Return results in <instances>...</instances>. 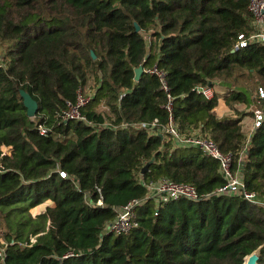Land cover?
<instances>
[{
  "label": "trees",
  "instance_id": "obj_1",
  "mask_svg": "<svg viewBox=\"0 0 264 264\" xmlns=\"http://www.w3.org/2000/svg\"><path fill=\"white\" fill-rule=\"evenodd\" d=\"M249 1L0 0V264H244L256 251L264 264V206L233 192L158 208L147 200L138 227L102 235L118 206L146 194L143 180L169 177L201 193L225 183L219 161L199 147L121 126L169 115L158 76L144 71L135 80L141 64L166 72L180 130L200 129L232 152L234 170L264 200V120L245 150L248 113L219 117L218 95L195 88L220 82L234 108L264 87V43L234 49L240 34L255 31ZM91 76L95 93L80 110L93 125L56 123ZM21 89L38 100L36 117ZM43 122L52 132L39 131ZM48 200L55 205L33 217L30 209Z\"/></svg>",
  "mask_w": 264,
  "mask_h": 264
},
{
  "label": "built area",
  "instance_id": "obj_2",
  "mask_svg": "<svg viewBox=\"0 0 264 264\" xmlns=\"http://www.w3.org/2000/svg\"><path fill=\"white\" fill-rule=\"evenodd\" d=\"M250 11L253 15V25L255 27L254 33L246 38L244 34H240L238 41L234 45V49L243 48L247 45L249 41H260L264 43V0H250L249 6ZM3 65V63H0ZM146 72L151 74H156L160 81V88L164 90L167 96V103L165 108H167L169 115L165 122H160L158 119L154 121H136L134 123L123 121L121 123L122 127H133L140 129H148L150 133H162L168 135L176 143V145L182 146H194L199 147L215 160L219 161L220 170L225 178V183L212 192L201 193L197 187L193 184L184 181H173L169 177H161L157 181L146 182L143 180L144 186L147 188L145 195L134 198L128 201L126 204L120 205L116 208V217L110 220L103 227L102 235L105 234H121L128 233L135 227H138L139 221L137 217L138 207L145 204L147 200L153 199L156 203V208L159 205L168 202L170 200H178L180 198L189 199L192 201H198L203 198H213L214 196L225 194V193H238L242 195L245 199L252 202L253 204H259L264 206V200L259 198L258 193L250 191L245 186L243 177L240 174V170L235 171L233 162L234 154L232 152H225L218 146L210 136L202 133L200 129L187 134L180 130L177 121L173 114V100L174 97L171 93V88L167 81V74L164 70L159 69L156 65L152 68L145 69ZM197 91L203 93L207 98H212L214 96V91L212 87H195ZM78 96L76 102H67L66 108L58 113L56 118V123L83 120L93 125L92 122L88 121L86 116L82 114L81 107L86 105L90 99L91 95H85L82 90H78ZM264 98V87L259 86L257 91L253 95L254 101L252 102V111L254 113L252 119V128L246 135L244 142L245 150L248 149V143L256 131V128L260 127L261 122L264 120V104L262 99ZM103 125L113 126L109 121H105ZM54 124L48 125L47 122L38 123V129L42 134H48L52 132ZM3 154L10 153L8 146H2ZM1 166V164H0ZM62 176L67 177V173L64 170H59ZM100 192L101 189L97 188ZM86 199L91 203L90 192L85 193ZM103 204L102 195L98 198L96 205ZM158 214V213H157ZM35 241V238H32ZM5 243L4 239L1 240ZM4 247H0V256L4 258L5 256ZM73 255V253H70Z\"/></svg>",
  "mask_w": 264,
  "mask_h": 264
},
{
  "label": "crops",
  "instance_id": "obj_3",
  "mask_svg": "<svg viewBox=\"0 0 264 264\" xmlns=\"http://www.w3.org/2000/svg\"><path fill=\"white\" fill-rule=\"evenodd\" d=\"M147 42H149V39L147 40ZM223 88L226 89V87H224L222 84H220V82L215 83V85L211 88L214 91V95H215V93L218 95V103L215 106L214 112H216V114L219 117H225V116L235 117L238 115L237 114L238 112L248 113L247 115H245L243 117V120H242V126H243L244 133L248 134L252 128L251 125H252V119H253V115H254V113L252 111V107H253L252 103L250 105H247L245 103H235L234 108L230 107L226 101L227 89L224 90ZM93 95H91V96H93ZM100 110L105 112V113L109 112V110L106 106H101ZM240 174H241V176L243 175L242 169H240ZM46 202L41 203L32 209H38L37 211H39L41 206H43L44 204L46 205V207L47 206L53 207L55 205L51 200H48ZM37 213H39V212H37Z\"/></svg>",
  "mask_w": 264,
  "mask_h": 264
},
{
  "label": "water",
  "instance_id": "obj_4",
  "mask_svg": "<svg viewBox=\"0 0 264 264\" xmlns=\"http://www.w3.org/2000/svg\"><path fill=\"white\" fill-rule=\"evenodd\" d=\"M136 29L139 30L140 27L139 25L136 23ZM93 56L95 57V55L93 54ZM136 69V73H135V80H139L142 76V74L144 73L145 69H144V65L141 64L139 65ZM21 95L23 97V101H24V105L27 109V114L29 117H36L37 113H38V109H39V103L38 100L35 99L33 97V95L30 92L25 91L24 89L20 90ZM151 162L146 163L143 166V173H145V171H147L149 168ZM259 261V254L256 252H253L252 254L248 255L245 258V262L244 264H257Z\"/></svg>",
  "mask_w": 264,
  "mask_h": 264
},
{
  "label": "rangeland",
  "instance_id": "obj_5",
  "mask_svg": "<svg viewBox=\"0 0 264 264\" xmlns=\"http://www.w3.org/2000/svg\"><path fill=\"white\" fill-rule=\"evenodd\" d=\"M3 53H4V49L2 47H0V63H3ZM95 78L93 76H91V78L89 79L87 85L84 87V89L82 90V93L85 95H93L95 92ZM224 90H226L225 88H223ZM47 203V202H46ZM46 209V205L44 204L43 206H41L40 210L37 211L38 209H30V212L32 214L33 217H37L39 215V213L44 212V210ZM39 212V213H37ZM0 240L3 241V237L0 234Z\"/></svg>",
  "mask_w": 264,
  "mask_h": 264
}]
</instances>
